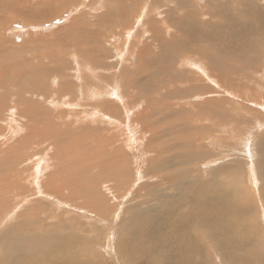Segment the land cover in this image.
I'll use <instances>...</instances> for the list:
<instances>
[{
  "label": "rangeland",
  "instance_id": "1",
  "mask_svg": "<svg viewBox=\"0 0 264 264\" xmlns=\"http://www.w3.org/2000/svg\"><path fill=\"white\" fill-rule=\"evenodd\" d=\"M188 1L204 9L197 4L203 0ZM14 2L0 0V261L10 255L21 263L25 251L40 255L28 251L31 238L50 246L71 234L100 264H123L114 247L122 220L173 192V184L203 183L222 170L253 203L239 213L254 220L243 223L242 245L264 251V208H256L255 197L264 150V52L242 59L241 67L215 50L165 56L164 46L182 38L177 20L186 10L172 12L180 0ZM214 62L245 74L244 95L237 92L245 101L214 79ZM190 157L193 164L180 166ZM174 167L187 174L179 182L166 177ZM207 208L216 230L217 211L228 205ZM68 261L76 262L77 253Z\"/></svg>",
  "mask_w": 264,
  "mask_h": 264
},
{
  "label": "bare ground",
  "instance_id": "2",
  "mask_svg": "<svg viewBox=\"0 0 264 264\" xmlns=\"http://www.w3.org/2000/svg\"><path fill=\"white\" fill-rule=\"evenodd\" d=\"M10 1L12 3V0ZM17 1L18 0H15V5ZM194 2L197 3L196 1ZM11 3L8 4L12 5ZM132 3L134 4L135 2L133 1ZM174 3L175 5H172L174 6L172 12L177 11L178 7L182 10H186L184 16L180 20H177L178 25L176 31L181 34L182 38L180 44L175 41V43L178 44H175L176 46L172 44H168L170 45L169 48L166 45L164 46V53L165 50H167L165 56L178 50H186V52L190 54L215 50L216 54L222 58H237L235 62L241 67L246 61L245 58H251L252 55L258 56L264 52V6H259L257 0H232V3L227 2V0H203L202 3H197L199 6H204L202 11L196 8L194 4L193 6L190 5L188 0H180L178 4H176V2ZM186 6L188 7L187 9ZM23 8L28 9L27 6ZM201 13L204 14V16ZM121 15L124 19V12H122ZM170 20L171 18L169 21ZM166 24H168V22H166ZM173 32H175V30ZM157 34L158 32L154 31L153 35ZM176 35H174V37H176ZM199 41L202 44L199 43ZM163 43L165 44V42ZM171 43L173 42L171 41ZM242 59H245V61ZM249 63L250 60L248 61V64ZM227 65L229 66V64ZM227 65L222 66L219 62H214L210 65L209 70H212L211 74L214 79L220 83L226 91L230 90L234 93L236 99L244 100L245 98L242 99L237 95V92L241 91V94L244 95L242 92L243 86L240 81L245 78V74H241V72L234 70H230L229 72V67ZM202 69L204 70V67ZM154 73H151L142 85L149 80H153ZM232 74L237 75V78L235 76L232 78ZM138 78L140 79V77ZM235 84L237 90L233 89ZM142 85L139 83L138 86ZM209 91L210 93L212 92V90ZM185 141L181 142L185 143ZM182 146L184 148V144ZM262 153L261 160H257L261 168L259 170L261 184L258 185L255 193L256 208L259 209L260 212L261 206L264 208V150ZM185 155L187 154H184V157H188ZM181 159L179 162L180 166H189L194 162L192 157L188 158L191 160L185 159V162L181 161ZM158 163H160V161ZM176 163L177 160L175 162H168L166 166L169 164L175 166ZM177 168H175L173 174L166 175L171 181L176 180L179 182L182 177L184 178V176L187 175L183 170ZM176 169L179 171H176ZM222 169H224V166ZM223 176H225L226 180ZM229 177L230 175H225L222 170L221 173H214L211 178L201 181L203 183L199 181L195 182V180H188L181 184L178 183L177 188H175L177 184H173L170 189L173 192H162L161 196L157 194V201L155 204L153 202L154 205H151L150 208L146 209L143 213H134V211V214L129 215L128 219L122 220L121 224L124 228L122 230L119 228L117 229L116 240L118 242L114 247H116L117 254L123 259V264H264V251L258 248V244L253 242L249 249H245L242 245L244 240L241 237L244 239L248 238L246 230L244 229V231H242L243 223H245V225L247 223L252 224L251 222L254 220L252 217L243 219L239 213L243 211V203L249 204V208L253 203L239 184L233 186L237 183L229 180ZM234 179L240 178L237 177ZM192 189H197V191L192 193ZM181 194L185 196H180L178 198ZM138 204L139 203H137V205ZM225 204L228 205L229 210L223 212L219 209L217 211L221 218V223L220 226L214 230L211 224V218L208 216V208ZM206 208L208 209L207 213L205 212ZM261 213L262 217L264 215V209H262ZM253 217L257 218L258 224L256 226H259V230L261 231V227L264 225L262 226L260 224L259 215L256 214ZM141 218H144L146 222H140ZM126 223H128L127 228ZM129 228L133 229H130L129 232L127 231ZM124 230L128 232L126 236H124ZM31 239L32 243L35 245L33 247L30 245L32 249L29 247L28 251H33L34 254L37 252L40 253V255L35 254L34 256H30L29 253H26L25 249L24 253L26 254L22 253V255H20L23 257L22 262L19 263L20 260H18L15 264H71L68 260L71 259L74 253H77V261L72 264H100L101 260H97L99 255H96L97 261H95V252H90V250L85 253L82 251V249L76 245V243L81 245L82 240L71 234L67 235L65 238L56 239L57 241L53 240L54 242L50 246L49 244H39V241H43L42 237ZM261 240L264 242V239ZM47 241L49 240L47 239ZM56 242L58 243L56 244ZM42 250L46 251V254H43ZM65 256L68 260L65 259ZM3 262L0 261V264H14L10 255H5V260Z\"/></svg>",
  "mask_w": 264,
  "mask_h": 264
}]
</instances>
